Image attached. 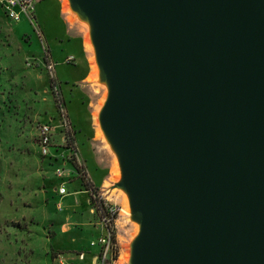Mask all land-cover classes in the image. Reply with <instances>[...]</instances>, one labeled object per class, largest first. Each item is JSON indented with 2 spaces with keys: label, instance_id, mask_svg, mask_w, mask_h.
<instances>
[{
  "label": "water",
  "instance_id": "1",
  "mask_svg": "<svg viewBox=\"0 0 264 264\" xmlns=\"http://www.w3.org/2000/svg\"><path fill=\"white\" fill-rule=\"evenodd\" d=\"M141 231L134 264H264V0H71Z\"/></svg>",
  "mask_w": 264,
  "mask_h": 264
},
{
  "label": "rangeland",
  "instance_id": "2",
  "mask_svg": "<svg viewBox=\"0 0 264 264\" xmlns=\"http://www.w3.org/2000/svg\"><path fill=\"white\" fill-rule=\"evenodd\" d=\"M57 1L55 11L72 29L74 42L66 51L75 61H65L70 65L51 59L44 32L60 55L62 45L54 39L62 30L56 15L44 14L45 0L36 2L41 35L31 30L36 55L25 61V53H17L19 44L6 39L0 8V264H131L135 219L122 212L123 178L117 176V156L100 127L108 90L101 73L92 70L97 61L92 30L82 9L71 0H66L68 9L65 0ZM63 44L68 46L65 39ZM44 55L54 65L52 72L41 65ZM43 124L54 130L57 157L41 153L38 132ZM61 184L65 196L58 192ZM92 191L103 207L116 212L107 255L101 240L110 233Z\"/></svg>",
  "mask_w": 264,
  "mask_h": 264
},
{
  "label": "built area",
  "instance_id": "3",
  "mask_svg": "<svg viewBox=\"0 0 264 264\" xmlns=\"http://www.w3.org/2000/svg\"><path fill=\"white\" fill-rule=\"evenodd\" d=\"M36 2L37 0H2L1 3L4 7L5 13L8 17L13 22H20L21 20H27L31 26L34 28V31H36L37 35H41L40 28L37 24L36 20ZM50 57L48 55H44L42 59L43 65L50 71L52 72L54 70V65L51 61L49 60ZM75 61V57L71 56L69 57L66 62L67 63H72ZM65 124V123H64ZM63 124V125H64ZM68 127V125H67ZM53 133L54 130L52 126L48 124H43L39 128L38 132V144L41 150L42 155L44 156H51L52 151V140H53ZM70 132L67 131L65 132V138L64 142L66 141L67 143V138L70 137ZM69 150L75 154L76 153V148L73 144L70 143ZM63 170H58V176L62 177L63 176ZM58 192L60 196H65L67 194V189L64 184H61L60 187L58 188ZM98 204V210L101 213L103 217V221L105 225H107L109 229V233L104 239L101 240L102 245L104 247V252L105 255L109 254L112 248V241H113V233L110 229V224L114 221L116 212L113 208L111 207H103L101 205L100 200L96 201Z\"/></svg>",
  "mask_w": 264,
  "mask_h": 264
},
{
  "label": "crops",
  "instance_id": "4",
  "mask_svg": "<svg viewBox=\"0 0 264 264\" xmlns=\"http://www.w3.org/2000/svg\"><path fill=\"white\" fill-rule=\"evenodd\" d=\"M1 1L2 0H0V8H1V11L3 10L2 14L6 18V25H7L6 34H5L6 39L10 40V45H11L12 42H14L15 45L19 44V45H17V51H18L17 53H20V51L25 53L24 61L27 58H31V57L33 58L34 55H36L35 54V50H34V47L36 46V44H35V38L36 37H35V35H33V32L31 31L33 29V27L31 26V24L27 20H21L20 22H13L10 19H8ZM37 3H36L35 15H36V19H37L38 23L40 24V26H42L41 23L39 22V19H38V16H37ZM57 4H58L57 0H45L46 7H45V10H44V14L46 13V10H47L48 14L51 17L53 16V14H54V16L56 15L58 20H59V22H60L62 34H58L56 36V38L54 39L60 45H62V46H60V55H55V51H54V49L52 47V44L47 41L46 34H45L43 28L42 27L41 28H42V30L44 32L45 41L47 42V46L49 48V53H50L51 59L53 61H56L57 62L56 64L61 63L62 65H70V64H66L65 61L69 57L73 56V55H71L72 53L68 54L69 51L68 52L66 51V47H70V45L73 44V42H74V41L71 42V39H70V36H69V35L72 34L71 33L72 29H71V27H68L67 21L64 19L62 13L58 12V10L55 11V7L57 6ZM7 35H8V37H7ZM25 37H26V39L28 37H30V40H29L28 43L25 41L26 40ZM23 38L25 40H23ZM64 39H65V43L68 44V46L63 44ZM55 58H56V60H55ZM39 61H41V60H39ZM41 65H43L42 61H41ZM29 71H31V70L29 69ZM56 77H57V75H56ZM72 82H74V80H72ZM51 152H52L53 156L57 157V155H58L57 154V149H55V150L52 149Z\"/></svg>",
  "mask_w": 264,
  "mask_h": 264
},
{
  "label": "bare ground",
  "instance_id": "5",
  "mask_svg": "<svg viewBox=\"0 0 264 264\" xmlns=\"http://www.w3.org/2000/svg\"><path fill=\"white\" fill-rule=\"evenodd\" d=\"M65 4H66V6H67V4H68V2H66V0H65ZM67 9H68V6H67ZM67 14L69 15V13H68V10H67ZM70 16V15H69ZM74 20V19H73ZM69 21H72V20H70V18H69ZM87 24L89 25V27L91 28V30H92V26H93V21H92V19H87ZM94 43V42H93ZM94 46V51H93V49H92V51L93 52H95V54L97 55V57H96V60L97 61H95V59H94V61H95V64H96V66L94 67L93 66V68H92V70H93V72H95V70L97 71V74H98V71L101 73V69H100V66H99V62H98V60H99V57H98V51H97V48H96V46H95V44L93 45ZM92 47V46H91ZM88 50H89V46H88ZM89 52H90V50H89ZM94 54V53H93ZM98 63V64H97ZM102 74V73H101ZM104 83H105V86H106V88H107V90H108V94H109V92H110V90H111V88H112V83H111V80L110 79H105L104 80ZM108 98V97H107ZM107 98L104 100V102H102V107H104V105H105V103L107 102ZM96 111V110H95ZM99 111V110H98ZM101 111H102V109H101ZM96 115V114H95ZM97 115H98V113H97ZM97 115H96V118H97ZM101 130L103 131V133L105 134V136H106V139H107V141L109 142V144L112 146V148H113V150H114V152H115V154H116V156H117V164L119 165V169H118V167H117V169L119 170H117L116 169V173H117V176L119 175V177H121V179L123 178V174L121 173L122 172V168H120L121 167V152H120V150L118 149V147L116 146V143H115V141H114V139L112 138V136L106 131V129L104 128V126H102V124H101ZM99 138V137H98ZM103 138V137H102ZM115 160V159H114ZM117 166V165H116ZM118 177V178H119ZM124 192H123V199H122V202L124 203V207L122 208L123 210H122V212H124L125 214H127V215H132V214H134L133 213V211H132V205H131V196H130V193H129V191L128 190H126V189H124L123 190ZM135 227H136V234H135V236L133 237V241H132V248H131V250H132V255H129V258H128V261L131 263V264H134L133 262H134V259H133V248H134V244H135V242H136V240H137V238H138V236H139V233H140V231H141V223H140V221H138L137 219H135ZM129 252V251H128ZM124 256V255H123ZM125 257V256H124ZM124 257L122 258V259H124Z\"/></svg>",
  "mask_w": 264,
  "mask_h": 264
},
{
  "label": "trees",
  "instance_id": "6",
  "mask_svg": "<svg viewBox=\"0 0 264 264\" xmlns=\"http://www.w3.org/2000/svg\"><path fill=\"white\" fill-rule=\"evenodd\" d=\"M93 192V199L95 200V201H98V200H100V199H98V198H95V193H94V191H92ZM100 202H101V200H100Z\"/></svg>",
  "mask_w": 264,
  "mask_h": 264
}]
</instances>
